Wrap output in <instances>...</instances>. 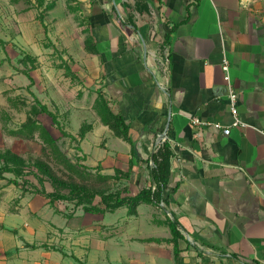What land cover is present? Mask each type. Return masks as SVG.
<instances>
[{
  "label": "crops",
  "instance_id": "obj_1",
  "mask_svg": "<svg viewBox=\"0 0 264 264\" xmlns=\"http://www.w3.org/2000/svg\"><path fill=\"white\" fill-rule=\"evenodd\" d=\"M80 1L89 27L85 67L74 73L123 116L137 150L132 157L131 144L101 120L96 92L91 127L78 136L83 163L113 175L131 162L124 180L133 195L149 182L146 161L165 130L173 152L165 208L141 203L130 212L126 204L111 210L97 203L102 211L79 205L68 213L56 204L61 199L50 203L4 172L0 264H264V0ZM87 37L96 51L86 48ZM224 56L246 123L227 136L190 122L230 125ZM167 217L182 234L176 256Z\"/></svg>",
  "mask_w": 264,
  "mask_h": 264
},
{
  "label": "rangeland",
  "instance_id": "obj_2",
  "mask_svg": "<svg viewBox=\"0 0 264 264\" xmlns=\"http://www.w3.org/2000/svg\"><path fill=\"white\" fill-rule=\"evenodd\" d=\"M88 24L86 7L80 0H0V150L9 146L24 158V176L19 177L23 190L41 187L32 173L36 159L47 162L54 174L67 183L66 186L53 185L52 180L45 177L44 187L49 190L61 189L67 193L74 184L106 193L125 188L124 178L104 180L101 165L94 169L83 163L86 155L80 148L79 131L91 127L86 121L92 119L87 110L96 92H100L92 88L84 76L72 79L64 66L83 73L82 43ZM35 96L58 116L64 130L77 135L76 139L61 133L51 117L40 110ZM76 105L86 107L85 112L80 111L82 107L77 110ZM82 113L89 117L82 118ZM27 117L39 121L50 131L64 154L78 165L77 172L57 163L39 138L23 139L9 134V129L19 127ZM100 143L101 147L108 148L105 139ZM88 148L92 153L94 147ZM7 174L10 176L5 178L11 182L13 176ZM31 180H37V186ZM3 183L0 182V189ZM92 203L104 205L99 195ZM56 204L65 207L68 213H74L73 209L79 206L75 201L66 200Z\"/></svg>",
  "mask_w": 264,
  "mask_h": 264
},
{
  "label": "trees",
  "instance_id": "obj_3",
  "mask_svg": "<svg viewBox=\"0 0 264 264\" xmlns=\"http://www.w3.org/2000/svg\"><path fill=\"white\" fill-rule=\"evenodd\" d=\"M86 48L89 49L92 46V51H96L94 47V43L90 42V38H86ZM67 75H69L72 79L77 78V75L71 69L70 66H64ZM30 78V77H29ZM30 89V88H28ZM32 93V92H31ZM8 100H11L8 97ZM35 102L39 106L40 110L51 117L53 123L60 129L61 133L69 136L71 139H76L77 137L71 133H68L64 130L58 116L55 115L52 111H50L46 104L40 102V100L35 96ZM93 107L97 114L101 117V120L109 125L118 136L122 137L124 140L131 144V155L132 157H137V150L135 147V141L130 136L129 133V125L125 122L123 116L119 113L113 114L111 112L110 107L107 104V101L103 97V95L98 94V97L94 101ZM87 129L81 128L80 138L84 136ZM9 134L12 136H16L18 138L28 139L37 137L43 144V146L50 152L52 158L57 162L62 164L66 169L75 173L78 170V165L72 162L61 150L60 146L57 145L55 138L52 136L50 131L39 121L33 119L32 117H27V120L23 122L19 127L9 129ZM173 157V152L171 150L170 144L167 140L162 141L157 146L154 147L153 152L151 153L150 163L149 159H147L146 163L148 166V170H150V179L147 185L141 187L138 192L133 195L127 194L128 188L125 186L119 192L115 193H106L104 191H93L88 190L80 185L74 184L71 185L67 193L54 189L52 192H47L44 188L45 177H48L52 180L53 185L62 184L66 186V181L61 177H58L52 171L51 166L41 160L36 159L33 161L34 171L32 172L34 176L38 179L41 184V188H37V191L41 192L45 197L49 199L50 203H53L57 200H67V201H75L78 205H83L87 211L90 210H99L103 209L97 207V204H93L92 201L99 195L101 201L104 203L106 208L114 210L121 205H128L129 211L134 212L136 206L141 203H151L160 208H165L161 205V202H165L163 198L164 190L169 187V180L171 176L170 162ZM0 178H4V172H10L14 175V179L11 181L15 184H18L17 178L24 176L23 164L25 160L22 156L15 153L11 148L6 147L5 149L0 150ZM99 167L96 166V168ZM132 163L130 162L129 169L127 172H123L121 170H115V174H104L102 178L104 180L118 178H128L131 173ZM123 193V195H122ZM126 193V194H124ZM166 225L170 228L172 233V242L174 245V255L176 256L178 253V249L176 247V240L182 236L179 228L178 222L176 220L167 217L165 220ZM161 241L160 239H156Z\"/></svg>",
  "mask_w": 264,
  "mask_h": 264
},
{
  "label": "built area",
  "instance_id": "obj_4",
  "mask_svg": "<svg viewBox=\"0 0 264 264\" xmlns=\"http://www.w3.org/2000/svg\"><path fill=\"white\" fill-rule=\"evenodd\" d=\"M196 1V0H193ZM221 68L223 70V78L225 79L227 86H228V104L231 111L232 121L229 126L223 125L219 121H210V120H202L199 117H192L190 122L199 127L210 126L213 129L220 130L224 136L230 134L231 128L233 127H245L246 123L241 119L238 113L237 107V99H238V92L234 88L232 84V79L229 75V61L226 56L223 57L221 62ZM261 134L264 135V127L261 129ZM164 141V138L161 139V142ZM157 146V145H156ZM163 205V202L161 203Z\"/></svg>",
  "mask_w": 264,
  "mask_h": 264
},
{
  "label": "water",
  "instance_id": "obj_5",
  "mask_svg": "<svg viewBox=\"0 0 264 264\" xmlns=\"http://www.w3.org/2000/svg\"><path fill=\"white\" fill-rule=\"evenodd\" d=\"M164 135H165V130L163 132H161L158 140H161ZM150 163H152L151 157H150Z\"/></svg>",
  "mask_w": 264,
  "mask_h": 264
}]
</instances>
